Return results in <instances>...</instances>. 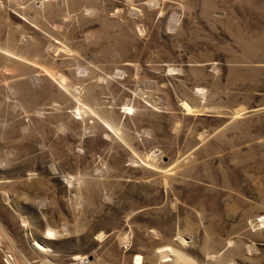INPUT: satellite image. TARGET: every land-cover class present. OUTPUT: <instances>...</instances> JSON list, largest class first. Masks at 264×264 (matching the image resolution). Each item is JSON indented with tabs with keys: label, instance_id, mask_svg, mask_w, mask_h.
<instances>
[{
	"label": "rangeland",
	"instance_id": "1",
	"mask_svg": "<svg viewBox=\"0 0 264 264\" xmlns=\"http://www.w3.org/2000/svg\"><path fill=\"white\" fill-rule=\"evenodd\" d=\"M0 264H264V0H0Z\"/></svg>",
	"mask_w": 264,
	"mask_h": 264
},
{
	"label": "bare ground",
	"instance_id": "2",
	"mask_svg": "<svg viewBox=\"0 0 264 264\" xmlns=\"http://www.w3.org/2000/svg\"><path fill=\"white\" fill-rule=\"evenodd\" d=\"M165 253V252H164ZM168 254V253H167ZM167 257V256H166Z\"/></svg>",
	"mask_w": 264,
	"mask_h": 264
}]
</instances>
